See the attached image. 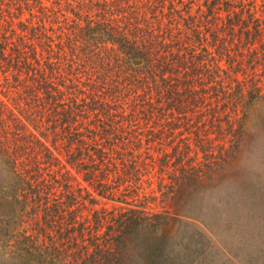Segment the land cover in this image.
I'll return each mask as SVG.
<instances>
[{"label":"trees","instance_id":"1","mask_svg":"<svg viewBox=\"0 0 264 264\" xmlns=\"http://www.w3.org/2000/svg\"><path fill=\"white\" fill-rule=\"evenodd\" d=\"M255 2L51 0L49 6L44 0H0V70L10 73L4 96L14 105L0 99V164L11 172L9 195L24 208L32 203V210L43 205L45 213L69 210L72 243L55 248L57 257L68 264H126L136 233H156L169 223L167 216L135 207L109 218L94 210L96 221L107 222L105 235L111 233L100 242V226L78 213L88 208L85 200H97L72 179L81 174L102 198L129 204L138 192L131 181L136 173L146 175L143 166L147 173L149 162L157 161L162 171L187 157L177 147L163 152L171 137L164 134L178 128L205 143L204 157H211L212 141L204 142L202 133L220 131L223 122L225 132L232 130L226 108L244 110L258 97L252 76L235 77L245 74V63L254 64L253 45L262 42L264 55ZM217 10L232 13L230 23L218 25ZM224 58L236 64L223 68ZM249 83L254 88L247 99ZM181 171L171 175L174 184L160 186L176 207L203 176L213 175L183 164ZM92 231L94 241L80 244ZM39 261L51 264L45 256Z\"/></svg>","mask_w":264,"mask_h":264},{"label":"rangeland","instance_id":"2","mask_svg":"<svg viewBox=\"0 0 264 264\" xmlns=\"http://www.w3.org/2000/svg\"><path fill=\"white\" fill-rule=\"evenodd\" d=\"M44 3L50 6L51 0H44ZM252 8L262 29L259 37L263 39L264 0H256ZM217 12L218 25L230 23L233 19L232 13L228 14L220 10ZM4 20L1 17V25L5 23ZM16 21L17 19H12L13 23ZM253 27L254 23L251 22L252 30ZM232 48L229 47L233 51ZM251 49L256 55L254 64L245 63V74L237 73L235 77L243 81L246 79L245 76L248 78L252 76L259 89L258 97L248 101L244 110L241 105L236 112L229 107L226 108L223 115L230 114L228 122H232V130L225 132L226 124L223 122L220 131L212 130L207 135L202 133L201 138L204 142H207V138L212 141L209 149L213 151L211 157H204L201 147L202 144L206 145L205 143L197 141L196 137L178 128L173 134H164L166 137L169 135L171 137L166 139L163 152L171 153L173 148L177 147L179 150H184L187 157L175 166L170 163L163 166L162 171H160L162 165L157 161L149 162L147 173L143 166L144 170L140 173L146 175L139 176V173H136L134 180L131 181L138 188V192L131 195L129 204L102 198L94 188L89 187L86 181L82 180L81 174H75L76 178L72 179L71 183L74 186L89 189L97 200L94 203L85 200L88 208L78 213L82 214L80 219L90 218L94 226L97 224L98 227L100 226L96 230V234L101 235L100 242L105 241L111 233L108 236L105 235L107 222L101 219L96 221L94 210H99L100 215L105 214L109 218L125 211L127 207H135L142 209L147 215L159 213L170 220L156 233L151 234L145 231L136 233L125 254L126 264H264V55L262 42L256 43ZM219 64L227 69L233 67L236 62L232 60L229 63L224 58L219 61ZM6 75L11 77L9 72L4 73L0 70V99L10 103L9 106L14 108L11 100L7 101V97L4 96ZM253 88L254 85L251 83L246 84L247 99L249 91ZM239 127L240 131H238ZM234 129L237 130L234 132ZM182 138L188 140L183 143ZM47 140V144H50L49 139ZM153 154L155 157L158 155L156 152ZM182 164L187 170L191 167L199 168L201 173L212 170L213 175L203 176L186 199L181 202L182 204L176 207L162 197L163 188L160 189V186L165 184L166 188L174 184L171 175L181 176ZM5 166L0 164V264H49L39 261V257L42 256L50 259L51 264H68L66 257L67 261L57 257V249L60 250L72 243V239L66 232L70 221L69 210L65 209V213H52V210L51 213H45L43 205H38L36 210H32V203L24 208L20 200L9 195V182H12V178L9 175L11 172L7 171ZM126 184L123 183L121 189ZM60 190L59 186L56 191ZM66 194L60 198L68 203ZM50 202L53 204L52 200ZM92 234H94L93 231L87 233L79 243L90 245V242L94 241ZM145 238L149 239L145 241Z\"/></svg>","mask_w":264,"mask_h":264}]
</instances>
